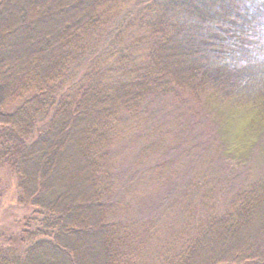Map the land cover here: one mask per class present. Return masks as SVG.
I'll return each instance as SVG.
<instances>
[{
  "label": "trees",
  "instance_id": "trees-1",
  "mask_svg": "<svg viewBox=\"0 0 264 264\" xmlns=\"http://www.w3.org/2000/svg\"><path fill=\"white\" fill-rule=\"evenodd\" d=\"M189 98L258 118L216 129L228 154L252 128L245 152L262 171L227 196L233 178L193 176L132 220L175 172L174 158L145 161L184 130L181 113L153 118ZM143 136L152 154L130 185L121 176L136 169L122 160ZM263 140L264 0H0V166L40 217L28 249L0 252V264H264Z\"/></svg>",
  "mask_w": 264,
  "mask_h": 264
},
{
  "label": "rangeland",
  "instance_id": "rangeland-1",
  "mask_svg": "<svg viewBox=\"0 0 264 264\" xmlns=\"http://www.w3.org/2000/svg\"><path fill=\"white\" fill-rule=\"evenodd\" d=\"M255 55H258V52ZM189 99L184 101L183 105L178 106L180 109H178L177 105L175 108L171 104L162 105L161 108L163 110L159 108L153 118V123L156 124L166 114L168 115L167 121L174 119L175 123H180L182 118H180L179 114L183 115V121L181 122L182 124L184 123L182 139L175 144L172 150L168 151V153L166 152L161 157H157L156 155L149 157L153 150L150 149L146 151L148 155L144 156L142 145L144 144L145 137L143 136L130 145L128 154L122 160L121 169L124 171L136 169L128 175L121 176L124 177L122 180H126L130 185L133 184L130 178L134 181L141 170H144L151 163L150 161H160L161 159V162H164L173 158L175 160L172 166L175 172L171 173L172 175H168V178L161 185L151 191L154 198H149L146 203L140 204L136 208V211L128 209L129 212H126V215H129L132 220L136 216L137 218L144 217L147 219L156 214L160 204L157 200L158 195H164L165 197L168 194L175 195L180 190V187L189 182L193 176L210 177L216 183H219V185L222 182L226 183L227 179L231 180L233 178L235 181L234 186L226 187L223 185V188L219 189L224 196H227L233 194L236 191L235 188L241 184L247 183V181H251L253 178L259 176L262 171L263 163L258 160V152L255 150L251 158L246 156L245 152L247 143L254 139L252 128L250 129L252 131L246 136L237 137L236 139L231 138L229 140L230 150L228 154H223L218 148L219 141L217 140L216 129L218 125L220 126L228 122L229 127H232L235 131H239L242 126L247 128L249 125H256L258 118H255L254 121L253 118L251 119L253 114L247 110L218 100L213 101L216 102L215 105L209 104L211 110L206 107L198 109L196 107L198 103H194L191 98ZM235 118H239L240 122L234 121ZM245 119H248L249 122L243 125L242 122H245ZM258 123L260 124V121ZM148 134L146 128L144 135L147 137ZM146 158L148 159L145 163H149L143 165L142 160ZM176 163L178 170L174 169ZM137 188L141 189L140 185L139 187H135V189ZM218 195L221 198L222 195L220 193ZM220 207L224 208L225 206L221 204ZM39 219L40 217L36 214L34 208L30 205L21 204L18 201V188L15 175L10 170H5L0 166V252L12 249L23 254L31 245V231H35L36 222ZM186 221L187 219L184 216L182 219H174L172 222L174 227L171 226L169 228L168 234L173 230L177 231L179 226H185L186 224L183 223ZM175 224L179 226L176 228ZM157 226L161 227V223H158ZM176 231L169 236H174ZM153 252L157 254L156 251ZM155 259L156 257H149L151 263Z\"/></svg>",
  "mask_w": 264,
  "mask_h": 264
}]
</instances>
